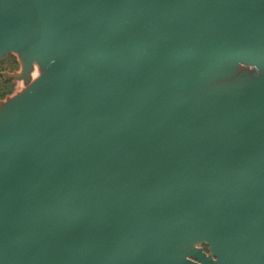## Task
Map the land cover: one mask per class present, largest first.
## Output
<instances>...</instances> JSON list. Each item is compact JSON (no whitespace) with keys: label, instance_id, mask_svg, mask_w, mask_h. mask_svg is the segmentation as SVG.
Here are the masks:
<instances>
[{"label":"water","instance_id":"1","mask_svg":"<svg viewBox=\"0 0 264 264\" xmlns=\"http://www.w3.org/2000/svg\"><path fill=\"white\" fill-rule=\"evenodd\" d=\"M17 47L24 74L57 60L0 114V264H264V82L229 103L255 125L235 152L206 81L264 65V0H0V58ZM207 201L219 253L195 261Z\"/></svg>","mask_w":264,"mask_h":264},{"label":"rangeland","instance_id":"2","mask_svg":"<svg viewBox=\"0 0 264 264\" xmlns=\"http://www.w3.org/2000/svg\"><path fill=\"white\" fill-rule=\"evenodd\" d=\"M57 59L44 61L38 54L32 60V68L24 74L23 50L21 47L8 51L0 58V114L6 105L14 98L26 96L33 91V84L55 63ZM108 64H100L105 68ZM199 79L193 78L185 84L190 88ZM207 93L211 98V123L208 130H225L236 149L248 145L255 128L249 118V111L245 109L233 113L229 108L231 100H243L253 95L264 82V65L231 61L224 59L216 62L213 73L206 78ZM155 118V114L147 106L135 110L132 123L146 127ZM12 168L7 161H0V177L8 176ZM221 213L220 205L207 201L204 204L203 216L200 224L189 229L192 242L190 258L201 261L206 258H217L219 253V239L215 228L217 218Z\"/></svg>","mask_w":264,"mask_h":264}]
</instances>
